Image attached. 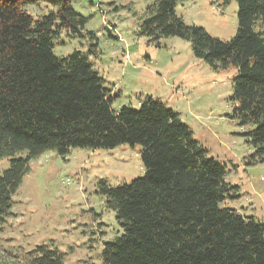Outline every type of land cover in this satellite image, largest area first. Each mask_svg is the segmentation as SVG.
<instances>
[{"label": "trees", "instance_id": "1", "mask_svg": "<svg viewBox=\"0 0 264 264\" xmlns=\"http://www.w3.org/2000/svg\"><path fill=\"white\" fill-rule=\"evenodd\" d=\"M177 1L156 0L143 30L186 39L195 57L235 68L233 117L254 125L253 160L264 161V0H235L237 28L227 40L185 23ZM40 4L51 8L34 18L27 6ZM85 21L71 0H0V159L8 158L0 172V225L12 215V196L38 153L138 144L141 177L118 186L99 182L122 228L103 242V264H264V224L222 205L236 186L178 113L149 96L138 108L113 110L117 95L83 52L53 53L59 33L81 36ZM27 255L29 264H65L45 244Z\"/></svg>", "mask_w": 264, "mask_h": 264}, {"label": "rangeland", "instance_id": "2", "mask_svg": "<svg viewBox=\"0 0 264 264\" xmlns=\"http://www.w3.org/2000/svg\"><path fill=\"white\" fill-rule=\"evenodd\" d=\"M155 3L71 0L86 19L82 35L62 30L52 51L58 57L83 52L111 95H117L113 110L138 108L149 96L177 112L208 156L223 164L225 180L236 186L235 197L222 205L264 224V161L253 160L248 132L254 125H240L233 117L235 68H214L195 57L186 39L147 34L141 24ZM49 7L29 5L27 11L37 18ZM174 9L185 23L222 40L236 32L235 0H180ZM139 150L140 145L125 143L111 149L74 147L63 156L47 149L33 156L12 196V215L0 225V264H29L27 254L42 244L61 252L65 264H103V242L122 228L105 207L99 182L118 186L141 177ZM7 166L8 158H1L0 172Z\"/></svg>", "mask_w": 264, "mask_h": 264}]
</instances>
